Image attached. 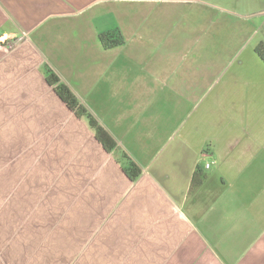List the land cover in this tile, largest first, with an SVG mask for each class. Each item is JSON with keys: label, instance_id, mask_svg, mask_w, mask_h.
I'll use <instances>...</instances> for the list:
<instances>
[{"label": "crops", "instance_id": "1", "mask_svg": "<svg viewBox=\"0 0 264 264\" xmlns=\"http://www.w3.org/2000/svg\"><path fill=\"white\" fill-rule=\"evenodd\" d=\"M212 9L0 0V213L28 232L0 237V264H264V62L258 45H209ZM116 31L123 44L104 49Z\"/></svg>", "mask_w": 264, "mask_h": 264}, {"label": "rangeland", "instance_id": "2", "mask_svg": "<svg viewBox=\"0 0 264 264\" xmlns=\"http://www.w3.org/2000/svg\"><path fill=\"white\" fill-rule=\"evenodd\" d=\"M201 1L213 8L208 13V16L213 21L211 28L214 34V38H208L209 45L230 44L240 47L243 44L244 47L248 45L259 46L261 44L264 51V0ZM191 12L197 13V10H192ZM29 183L30 181L27 180L24 185H29ZM0 215V237L14 238L28 234L25 231L27 228L18 227L19 224L16 225L17 221L13 217L6 219L2 213Z\"/></svg>", "mask_w": 264, "mask_h": 264}, {"label": "trees", "instance_id": "3", "mask_svg": "<svg viewBox=\"0 0 264 264\" xmlns=\"http://www.w3.org/2000/svg\"><path fill=\"white\" fill-rule=\"evenodd\" d=\"M99 41L104 49H110L123 44V39L119 31L102 35L99 37ZM256 53L259 58L264 62V57L260 54L259 49H256ZM44 77L47 86L53 88L54 93L59 100L65 105V107L74 114L78 119L85 120L89 130L92 132L95 141L102 147L106 153H111L116 145L112 138L105 132V130L98 124L94 117L75 99L70 89L62 84L59 78L48 67H44ZM125 162V172L129 179L134 181L140 174V170L137 166L126 156L123 155ZM204 177L200 174H194L191 180V189H195L200 186Z\"/></svg>", "mask_w": 264, "mask_h": 264}, {"label": "built area", "instance_id": "4", "mask_svg": "<svg viewBox=\"0 0 264 264\" xmlns=\"http://www.w3.org/2000/svg\"><path fill=\"white\" fill-rule=\"evenodd\" d=\"M27 35L26 33H21L17 38H15V40L13 42H10L7 46V50H13L14 48H16L18 45L24 43L25 41H27ZM212 163H206L205 164V169H209L210 165Z\"/></svg>", "mask_w": 264, "mask_h": 264}, {"label": "flooded vegetation", "instance_id": "5", "mask_svg": "<svg viewBox=\"0 0 264 264\" xmlns=\"http://www.w3.org/2000/svg\"><path fill=\"white\" fill-rule=\"evenodd\" d=\"M259 46L257 47V49H259L260 54L264 57V51H263L261 44H259Z\"/></svg>", "mask_w": 264, "mask_h": 264}]
</instances>
